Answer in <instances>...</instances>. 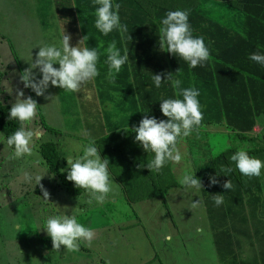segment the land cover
Instances as JSON below:
<instances>
[{
	"label": "rangeland",
	"instance_id": "obj_1",
	"mask_svg": "<svg viewBox=\"0 0 264 264\" xmlns=\"http://www.w3.org/2000/svg\"><path fill=\"white\" fill-rule=\"evenodd\" d=\"M35 4L36 0H0V81L6 82L4 87L0 86V99L11 105L19 90L37 103L35 115L26 125L33 131L29 152L14 155L0 132V168L9 172V183L13 187L9 200L22 194L20 182L28 184V190L34 189L36 194L27 193L29 198L13 200L9 217H0V264H264V194L255 205L244 206L243 217H234L233 210L229 217H219L221 213L209 217V211L218 208L208 201L209 192L223 195L224 208L226 195L214 187L181 186L180 177L190 171L188 162L183 160L187 153L184 147L178 150L180 147L176 146V151L182 153L181 159L168 163L169 172L159 185L168 189L159 193L149 188L154 191L153 196L149 192L148 196L135 193V173L131 169L126 176L125 166L133 158L132 152H127L133 147H129L133 143L125 141L128 136L115 141H109L110 138L108 146L107 142L96 146L101 158L109 160L108 173L112 181L111 190L102 203H88V192L71 196L64 186L52 183L39 153V144L54 142L63 158L76 159L82 155L92 135L100 131L107 135L110 131L100 123L105 124L110 110H114L107 99L115 84L108 82L105 64L97 69L95 78L82 83L76 92H63L49 85L41 96H36L30 88H25L20 73L31 62L30 53L34 60L37 47L47 42L43 40L40 30L43 24L36 16ZM47 27H51L49 36L55 38L47 43H58L62 32L70 37V46L78 42L75 34L66 32L67 27L62 29L57 20ZM154 55L164 57L157 66L167 64L164 51L159 50ZM33 72L38 80V70L33 69ZM7 87L11 94L5 91ZM110 97L118 101L116 96ZM123 115L119 114V123ZM41 122L56 132L41 130ZM259 129L255 127V131ZM79 132L80 138L75 139L73 135ZM139 170L144 176L141 182L148 186L158 184L151 183L140 167ZM119 178H125L126 182ZM198 179L203 184L202 178ZM1 186L0 193L5 192ZM246 202L251 201L243 196L242 203ZM8 205L9 202L0 198V213ZM33 206L37 208V215L32 211ZM239 208L236 207V211ZM62 214L73 215L77 222L93 229L91 240L78 241L76 251H68L62 245L53 248L43 229H38L49 216ZM219 233L232 236V242L227 236L217 238ZM242 247L246 253H242ZM228 248L231 251L226 255Z\"/></svg>",
	"mask_w": 264,
	"mask_h": 264
},
{
	"label": "trees",
	"instance_id": "obj_2",
	"mask_svg": "<svg viewBox=\"0 0 264 264\" xmlns=\"http://www.w3.org/2000/svg\"><path fill=\"white\" fill-rule=\"evenodd\" d=\"M114 2L120 5L118 10L120 22L128 27L130 38H135V46L128 47V62L115 74L113 83L115 85L111 89L113 93L116 91L111 96L118 98V101H114L117 111L125 116L123 115L119 123L120 127L109 124L110 131L107 135L100 131L91 138L95 140L96 146L100 142L103 144L107 142L108 146L109 141L128 136L130 139L127 137L125 141L133 143L129 145L133 147L131 150L127 149V152L131 151L133 158L125 166L126 176L129 169L135 173L133 176L135 193L148 196L149 192L150 196H153L154 191H150L149 188L159 193L168 189V187L160 188L159 185L165 180L164 177L169 172L168 163L172 161L166 163L158 172L142 167L147 160L151 159L152 153H145L138 143H134V133L126 134L118 129L127 126L131 129L144 115L166 120L167 118L163 117L159 111V100L175 97L174 90L163 81V74H175L178 70L181 87L194 86L199 90L198 100L202 116L199 125L195 126L187 136L177 138L176 146L180 147L178 150L184 147L187 153L183 160L188 162L189 172L196 169V178L203 180L201 186L204 188L209 186L212 189L214 187L222 190L226 195V207L224 208L221 203L216 210L209 211V217L214 213H221L219 217H229L231 210L234 211V217H243L242 197L251 201L245 204L255 205L264 194V168L261 169V175L258 177L243 176L235 168L234 162L229 161L228 158L236 150L243 148L249 156L264 161V67L247 58L250 53L257 51L258 45L261 53H264V0H114ZM39 5L51 10L53 8L61 25L68 28L65 29L66 32L69 31L78 37L87 35L88 47H98L100 50L101 41H97L92 46L94 38L121 39L120 34L115 30L107 35H101L95 29L93 0H36V11ZM173 10L188 11V23L192 35L202 37L208 49L207 60L193 68H189L185 61L167 52H164L167 64L157 66L158 59H163V56L161 58L154 55L160 50L157 36L159 20L167 11ZM78 23H80L79 26ZM48 25L52 24H46L42 28L45 41L49 37ZM118 47L120 48V44ZM121 51L124 50L121 49ZM97 67L100 68V66ZM156 73H161L160 88L152 86L151 74ZM63 92L67 91L63 90ZM108 98L112 100L111 97ZM0 103L4 106L0 109V132L6 143V137L16 130L18 122L7 118V110L11 105L4 103L1 99ZM123 122H125L124 125ZM42 127L49 133L56 132L43 123ZM255 127L260 129L255 131ZM80 135L79 132L73 136L77 139ZM39 153L50 172L49 179H52L55 186H64L71 196L86 193V190L76 188L72 182L66 181L64 172L66 161L56 149L54 142L39 144ZM180 155L182 156V153ZM138 165H141L140 169L146 175L145 178L150 179L151 183L158 182L156 184L158 186L155 184L148 186L140 181V178L144 176L140 174ZM221 166L232 168L227 177L223 176ZM210 176H215L217 183L210 184ZM119 180L126 182L125 178H119ZM226 180L231 181L232 187L229 191L222 187ZM181 186L184 185L181 184ZM27 191L29 194L36 195L34 189ZM27 193L24 195L29 198L30 195ZM212 195L215 193L209 192L206 196L211 204H213ZM236 207L241 208L236 211ZM32 211L34 215L38 214L36 206L32 207ZM225 236L231 243L233 237L230 235L219 233L217 238H225ZM230 251L231 248H228L225 254L227 255Z\"/></svg>",
	"mask_w": 264,
	"mask_h": 264
},
{
	"label": "clouds",
	"instance_id": "obj_3",
	"mask_svg": "<svg viewBox=\"0 0 264 264\" xmlns=\"http://www.w3.org/2000/svg\"><path fill=\"white\" fill-rule=\"evenodd\" d=\"M94 27L101 35H107L113 30L120 34L121 39L130 38L127 26L120 22L118 10L119 3L114 0H93ZM187 10L167 11L159 20L158 46L161 51L179 57L185 61L189 68L202 64L207 60L209 52L202 37H194L188 23ZM242 38L243 33H241ZM70 37L63 32L58 43H43L37 47L33 60L28 67L20 73V80L25 88H30L36 96H41L49 87H57L69 92H76L82 83L92 80L98 75L97 60L98 47H88V36H83L75 46L69 45ZM104 64L107 65L109 83L115 82V74L120 71L122 65L128 62L127 50L121 51L117 47L115 39L107 44L103 52ZM250 61L264 67V53L259 50L252 52L247 57ZM53 65H58L54 67ZM33 69L38 70L39 79L35 77ZM163 81L168 83L174 90L175 98L159 100V111L166 120L144 115L131 129L121 128L124 133H134V143L142 148L145 153H152L151 159L147 160L142 167L148 170L159 171L169 161L177 162L181 159L176 151V141L180 136H187L189 132L198 126L201 120V110L198 100L199 90L194 86L181 87L178 78V70L173 73H164ZM152 86L160 88L161 73L151 74ZM6 82L0 81V86ZM11 94V89L7 87ZM4 106L0 103V109ZM37 109L36 101L30 96H24L22 91L17 90L16 98L7 110V118L16 120L18 127L6 137L7 145L11 146L13 153L20 156L29 152V145L33 137V131L27 128L33 119ZM147 113L145 111H137ZM87 135V134H86ZM66 167V181L72 182L76 188L86 190L89 194L88 203L95 201L102 203L105 194L109 193L112 181L109 178V160L101 158L97 150L95 140L89 138L83 148L82 155L73 159L71 156L64 158ZM229 161L234 162L235 168L240 174L247 177L260 176L264 168V161L249 156L243 148L236 150ZM141 167V165H138ZM225 177L232 171L231 167L221 166ZM216 176H218L216 172ZM41 179V178H40ZM182 185L200 189L201 181L196 178L194 172H185L179 181ZM209 183H217L215 176L209 177ZM223 189L229 191L231 181L226 180ZM214 206L223 202V195H212ZM38 229H43L50 238L52 247L59 248L61 245L68 251L78 249V241H88L93 237V229L79 222L75 216L53 215L46 218ZM168 239L169 237H165Z\"/></svg>",
	"mask_w": 264,
	"mask_h": 264
},
{
	"label": "crops",
	"instance_id": "obj_4",
	"mask_svg": "<svg viewBox=\"0 0 264 264\" xmlns=\"http://www.w3.org/2000/svg\"><path fill=\"white\" fill-rule=\"evenodd\" d=\"M37 12L40 14V16H41V18H40V16H39V14L38 13H36V16H37V18H38V20L40 21V23H42L43 24V26L40 28V30H41V32H42V28L46 25V24H52L53 25V22H54V20H57V22H58V24L60 25V27H62V29L64 28V26H62L61 25V22H60V20L58 19V17L56 16V12H55V10L52 8V10L50 9V8H48V7H42V6H37ZM68 12H70V10L68 11ZM67 15L70 17V15L67 13ZM79 22V21H78ZM52 25H50V26H52ZM80 25V23H78V26ZM55 26H56V23H55ZM89 26V25H88ZM90 27V26H89ZM49 28H51V27H48V29ZM128 28V27H127ZM68 29V28H67ZM63 33V32H62ZM42 36H43V33H42ZM53 36L54 35H51V36H49V37H47L46 38V40L48 41L49 39H55V38H53ZM77 37V41L78 40H80L82 37L81 36H76ZM81 37V38H80ZM45 39V36L43 37V40ZM60 39V38H59ZM113 39H111V38H100V40L99 39H95L94 38V40H93V42H92V46H93V44H95L97 41H101V44H100V50H98V53H99V55H98V60H97V66H100L101 67V64L102 65H105L104 64V60H105V56H104V54H103V52H104V48H106L107 47V44L110 42V41H112ZM116 40V42H117V47H118V45L120 44V49H122V50H127V52H128V47L129 46H135V38H125V39H115ZM77 44V43H76ZM119 48V47H118ZM159 50V49H158ZM158 50H156V51H158ZM11 53V52H10ZM100 53H101V56H100ZM12 54V53H11ZM10 54V55H11ZM14 56V55H13ZM101 57V58H100ZM161 58H162V56H161ZM160 58V59H161ZM164 58V57H163ZM128 59H129V56H128ZM157 59V58H156ZM163 60V59H162ZM158 61H159V59H158ZM97 69H98V67H97ZM59 90H60V88H58ZM112 89V88H111ZM109 90V97H110V95H111V93H113V91L112 90ZM5 103V102H4ZM107 103L108 104H110V105H112L113 106V109L114 110H110L111 111V114H110V118L109 119H106L105 120V124H101L100 123V125L101 126H108L109 124H111V125H115V126H119V122H120V116H119V114L120 113H118L119 111H117V105H116V103H114V100H109V98L107 99ZM111 106V107H112ZM109 113V112H108ZM107 113V114H108ZM92 115H94V114H92ZM140 118V117H139ZM41 121V120H40ZM125 124V122H123V125ZM120 127V126H119ZM41 130H44L43 129V127H42V122H41ZM45 131V130H44ZM46 166V165H45ZM46 169H47V167H46ZM48 171V170H47ZM7 173V177H8V179H9V172L7 171L6 172ZM48 173L50 174V172L48 171ZM9 182H10V179H9ZM12 185L10 184V190H9V192H11V189L13 188V187H11ZM19 186H20V192L22 191V194L17 198V199H13L14 201H17V200H22V199H24L25 198V195L24 194H26L27 193V190H28V184H25L24 182H20V184H19ZM2 196V194L0 193V197ZM9 193H7L6 194V196H5V201H7V202H9V208L8 209H6V211H5V215L7 216V217H9V214H10V210H11V204H12V201L13 200H9ZM252 202H253V200H252ZM18 203H20L21 204V201H19ZM244 206H252L253 204H251V205H247V204H243ZM244 225V224H243ZM243 248V247H242ZM242 253H246L247 251L243 248L242 250Z\"/></svg>",
	"mask_w": 264,
	"mask_h": 264
},
{
	"label": "flooded vegetation",
	"instance_id": "obj_5",
	"mask_svg": "<svg viewBox=\"0 0 264 264\" xmlns=\"http://www.w3.org/2000/svg\"><path fill=\"white\" fill-rule=\"evenodd\" d=\"M6 172H7V170L0 168V184L2 185L1 187L5 191V192L1 193L2 196L0 197L3 200L5 199L6 194L9 193V190H10L9 189L10 188V183L7 180V173ZM8 208H9V205H8ZM0 209H1V207H0ZM5 211H6V209L4 211H2V213H0V217H7L5 215Z\"/></svg>",
	"mask_w": 264,
	"mask_h": 264
}]
</instances>
